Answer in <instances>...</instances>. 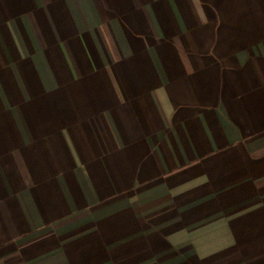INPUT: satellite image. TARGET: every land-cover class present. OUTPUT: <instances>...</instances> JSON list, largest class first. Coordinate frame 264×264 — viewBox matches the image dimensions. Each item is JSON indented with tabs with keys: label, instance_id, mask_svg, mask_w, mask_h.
<instances>
[{
	"label": "crops",
	"instance_id": "1",
	"mask_svg": "<svg viewBox=\"0 0 264 264\" xmlns=\"http://www.w3.org/2000/svg\"><path fill=\"white\" fill-rule=\"evenodd\" d=\"M0 264H264V0H0Z\"/></svg>",
	"mask_w": 264,
	"mask_h": 264
}]
</instances>
